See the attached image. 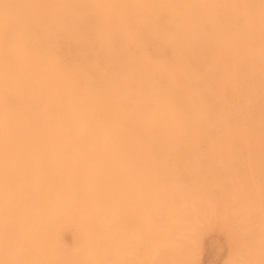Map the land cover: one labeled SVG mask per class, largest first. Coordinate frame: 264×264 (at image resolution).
I'll return each mask as SVG.
<instances>
[{"label":"bare ground","instance_id":"bare-ground-1","mask_svg":"<svg viewBox=\"0 0 264 264\" xmlns=\"http://www.w3.org/2000/svg\"><path fill=\"white\" fill-rule=\"evenodd\" d=\"M258 23L264 0H0V264H123L136 236L125 212L184 263L185 199L216 183L253 199L236 217L251 239L236 258L264 264V221L253 231L247 217L264 169L240 148L264 140ZM64 221L83 234L73 258Z\"/></svg>","mask_w":264,"mask_h":264},{"label":"rangeland","instance_id":"rangeland-1","mask_svg":"<svg viewBox=\"0 0 264 264\" xmlns=\"http://www.w3.org/2000/svg\"><path fill=\"white\" fill-rule=\"evenodd\" d=\"M264 30V23H258L257 31ZM262 53H264V43L260 45ZM246 80L245 74L242 77ZM152 96V94H151ZM255 106V112H259L264 117V108L259 104ZM250 103L248 100H241L239 104L230 106L231 121L235 117L243 116L249 111ZM263 111H262V110ZM258 110V111H257ZM261 116V118H262ZM260 118L262 127L261 134L264 136V119ZM248 128V132L252 133L255 125ZM264 138V137H263ZM240 136H235L237 141ZM217 141L221 142V136ZM174 145H178L174 141ZM243 151H247L252 155L251 168L256 171L264 169V140L256 142L248 140L245 145L240 147ZM238 149H233L231 156L234 161L240 158H246L247 155L241 156ZM167 160V156L162 157L155 165L162 168ZM247 161V159H245ZM249 177V175H247ZM203 190H213V193H205L200 200L185 199L186 203L191 207L193 214L188 217L186 223L191 224L189 229V247L190 253L183 259L181 264H245L237 260V256L245 252V247L249 245L251 239L243 232L242 224L236 219L242 204L248 201L246 193L238 190L232 194H228L218 183ZM201 191V188L196 189ZM253 191L251 194H254ZM258 195L262 202L248 209L247 217L251 223V227L257 229L264 221V185L258 189ZM257 195V197H258ZM250 205L253 199L249 198ZM251 201V202H250ZM121 223L127 229L133 231L136 236L125 245V253L127 255L123 264H172L163 254L156 252L151 245L152 237L150 228L140 221V218L132 213L125 212L122 214ZM56 233L62 247L73 258L77 249L82 246L83 234L81 228L70 221L58 223ZM254 240V239H253ZM172 242H178V235L174 233Z\"/></svg>","mask_w":264,"mask_h":264}]
</instances>
